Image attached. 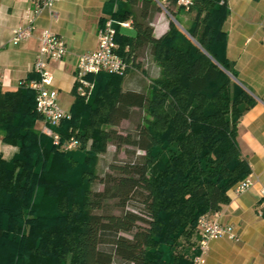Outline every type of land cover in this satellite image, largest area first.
Segmentation results:
<instances>
[{"label": "trees", "instance_id": "16d2710c", "mask_svg": "<svg viewBox=\"0 0 264 264\" xmlns=\"http://www.w3.org/2000/svg\"><path fill=\"white\" fill-rule=\"evenodd\" d=\"M110 2L118 53L129 69L144 51L150 83L123 89L126 73L89 75L90 95H75L70 119L54 128L61 141L76 138V149L61 150L35 128L41 117L29 80L0 86L2 142L16 147L9 158L0 152V264H191L186 249L197 242L198 218L228 202L226 193L250 173L238 122L256 100L227 73L237 76L226 55L227 0H193L190 25L170 20L158 38L156 0ZM129 18L133 33L118 24ZM134 108L146 113L136 135L118 133ZM109 143L143 154L99 178L98 155ZM111 198L140 214H103Z\"/></svg>", "mask_w": 264, "mask_h": 264}, {"label": "crops", "instance_id": "0c3cea01", "mask_svg": "<svg viewBox=\"0 0 264 264\" xmlns=\"http://www.w3.org/2000/svg\"><path fill=\"white\" fill-rule=\"evenodd\" d=\"M227 6L226 55L237 74L234 80L256 100L240 117L237 135L240 152L250 166L253 185L239 194L233 189L226 193L228 202L217 210L218 219L232 225L239 240L225 237L210 240L205 259L206 264H264V205H261L264 198L260 196V189L264 188V0H227ZM32 8L31 0H0V86L3 90H15L22 82L32 80L40 33L50 29L64 40L66 53L62 60H48L47 68L53 74L57 102L72 104L78 59L97 49L98 30L111 17L116 5L110 0H60L54 6L56 18L43 10L35 20L32 35L13 44V29L24 24L26 13ZM170 20L174 22V17L166 10L156 13L151 22L154 37L167 31ZM132 25L121 29L131 30ZM146 60L144 51L137 54L134 66L124 75L123 89H137L142 83L147 90L150 80L146 75H151L152 70L149 72ZM153 76L157 77L158 72ZM42 126L40 118L35 128L41 130ZM15 151V146L2 142L0 134L3 156L9 158ZM186 250L191 256L195 245Z\"/></svg>", "mask_w": 264, "mask_h": 264}, {"label": "built area", "instance_id": "2783aa9c", "mask_svg": "<svg viewBox=\"0 0 264 264\" xmlns=\"http://www.w3.org/2000/svg\"><path fill=\"white\" fill-rule=\"evenodd\" d=\"M60 0H31L33 8L28 11L24 18V24L17 26L12 31L11 42L19 44L27 40L35 28V20L43 10H48L54 18L57 13L54 9L56 2ZM159 4L160 1L156 0ZM193 0H177V4L184 9H188ZM165 10V8H164ZM114 21L111 17L104 20L98 30L97 49L82 54L77 62V69L74 75V89L76 95L85 99L90 95L94 83L88 77L100 72L124 75L128 70V62L118 53L119 45L115 40ZM120 27L130 28L132 21L130 19L118 22ZM39 47L33 64V71L38 76L26 82L27 86L35 92L36 110L39 113L43 126L41 132L49 136L53 143L63 151H70L79 146V141L70 137L61 141L60 134L54 129L64 119H70V111H65L57 102V91L53 88V74L47 68L48 60H62L66 53V44L64 40L50 29H43L39 37ZM264 44V28L263 38ZM23 83V82H22ZM253 185L252 175L248 174L246 178L233 187V191L239 194ZM260 196L264 198V188L260 189ZM264 205V201L261 205ZM261 215V211L258 212ZM217 211H212L201 215L197 220L196 232L197 242L195 251L191 255V264H206V253L208 251V242L215 238H228L234 241L239 240L234 227L230 224H223L218 219Z\"/></svg>", "mask_w": 264, "mask_h": 264}, {"label": "rangeland", "instance_id": "374dc122", "mask_svg": "<svg viewBox=\"0 0 264 264\" xmlns=\"http://www.w3.org/2000/svg\"><path fill=\"white\" fill-rule=\"evenodd\" d=\"M161 12H164L165 5H170L173 10H179L176 3L173 0H161L160 4ZM179 15L174 18L175 21L181 23L180 26L188 27L190 24L193 15L189 13L186 9L179 10ZM128 33H133V30H127ZM58 104L62 105V109L64 107L65 111H69L71 102H58ZM146 113L145 110L134 108L130 117L127 119H123L119 125L115 126L114 128L118 133L121 134H131L136 135V126L139 124L142 119L145 117ZM143 151L137 149L135 146L122 144L119 147H116L113 143H109L107 145V149L104 153L98 155V163H97V173L99 178H103L107 176V174H115L113 170L110 169V165H122L126 163H133L137 162ZM105 187V184L96 181L93 185L94 190L102 191ZM116 199H108L102 205L103 214H121L123 210H131L134 212H138L140 214V210L134 208L133 206H126V208L121 209L116 205ZM140 226H144L143 222H140Z\"/></svg>", "mask_w": 264, "mask_h": 264}, {"label": "water", "instance_id": "95a60500", "mask_svg": "<svg viewBox=\"0 0 264 264\" xmlns=\"http://www.w3.org/2000/svg\"><path fill=\"white\" fill-rule=\"evenodd\" d=\"M174 22L176 23V24H178L175 20H174ZM227 72V71H226ZM233 79H235L229 72H227Z\"/></svg>", "mask_w": 264, "mask_h": 264}]
</instances>
